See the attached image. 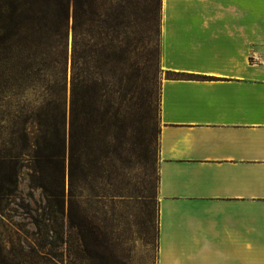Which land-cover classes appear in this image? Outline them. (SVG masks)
<instances>
[{
    "label": "crops",
    "instance_id": "crops-1",
    "mask_svg": "<svg viewBox=\"0 0 264 264\" xmlns=\"http://www.w3.org/2000/svg\"><path fill=\"white\" fill-rule=\"evenodd\" d=\"M242 17L160 0L155 264H264V24Z\"/></svg>",
    "mask_w": 264,
    "mask_h": 264
},
{
    "label": "rangeland",
    "instance_id": "rangeland-1",
    "mask_svg": "<svg viewBox=\"0 0 264 264\" xmlns=\"http://www.w3.org/2000/svg\"><path fill=\"white\" fill-rule=\"evenodd\" d=\"M99 4L107 11L115 8L117 13L102 16L99 34L85 38L86 65L78 78L87 81L89 94L96 90L105 149L101 172L77 183V221L86 231L82 242H73L79 253L65 251L49 222L40 231L33 224L32 218L39 217L44 202L24 167L17 173L15 194L0 201L2 261L155 264L159 84L165 76L160 64L159 0H101ZM241 6L243 22H249L251 16L259 28L264 24V0H241ZM70 54L71 33L64 92L67 113ZM40 61L39 56L33 64ZM45 84L40 73L32 90L14 98L7 94L10 104L0 107V113L13 119L34 114L46 100ZM5 139L0 129V148L6 145ZM90 229L96 231L95 236L87 232ZM53 253L57 257L50 259L47 254Z\"/></svg>",
    "mask_w": 264,
    "mask_h": 264
},
{
    "label": "trees",
    "instance_id": "trees-1",
    "mask_svg": "<svg viewBox=\"0 0 264 264\" xmlns=\"http://www.w3.org/2000/svg\"><path fill=\"white\" fill-rule=\"evenodd\" d=\"M100 1L0 0V107L9 106L8 95L14 98L32 90L40 73L46 80V100L41 109L15 119L0 113V129L6 138L3 141L6 145L0 148V201L15 194L17 173L26 167L32 186L40 189L44 202L39 206V217L32 218L33 224L40 231L49 222L56 241L73 255L79 253L74 240L82 242L80 239H84L86 232L77 221V183L81 178L87 181L101 172L100 159L105 153L96 90L89 94L87 81L84 77L78 79L86 65L85 38L99 34L102 16L117 13L115 8L107 11ZM69 33L67 113L64 92ZM39 56L42 61L34 65ZM87 232L95 236L96 231ZM47 256L57 257L54 253ZM21 263L63 262L0 260V264Z\"/></svg>",
    "mask_w": 264,
    "mask_h": 264
}]
</instances>
